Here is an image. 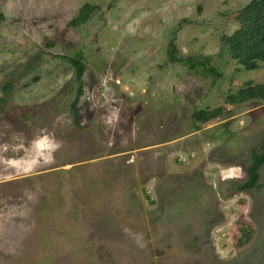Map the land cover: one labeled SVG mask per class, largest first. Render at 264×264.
<instances>
[{
  "label": "rangeland",
  "instance_id": "1",
  "mask_svg": "<svg viewBox=\"0 0 264 264\" xmlns=\"http://www.w3.org/2000/svg\"><path fill=\"white\" fill-rule=\"evenodd\" d=\"M249 1L0 0V264H264Z\"/></svg>",
  "mask_w": 264,
  "mask_h": 264
},
{
  "label": "trees",
  "instance_id": "2",
  "mask_svg": "<svg viewBox=\"0 0 264 264\" xmlns=\"http://www.w3.org/2000/svg\"><path fill=\"white\" fill-rule=\"evenodd\" d=\"M92 5L84 3L77 15L71 22L78 24L84 21ZM240 25L231 34L223 35V39L228 43L231 55L238 62L248 68L257 66L259 60H264V0H250L237 13ZM70 61L75 67L77 78H81L84 71L83 62L76 57H71ZM81 89H79V92ZM264 95V83L249 86L246 90H239L240 97H251ZM216 111L204 112L202 119L211 118ZM264 163V148L262 151H253L251 161L246 167L247 178L241 184V188H249L256 184L259 177V167ZM198 264V263H193Z\"/></svg>",
  "mask_w": 264,
  "mask_h": 264
},
{
  "label": "clouds",
  "instance_id": "3",
  "mask_svg": "<svg viewBox=\"0 0 264 264\" xmlns=\"http://www.w3.org/2000/svg\"><path fill=\"white\" fill-rule=\"evenodd\" d=\"M43 140H44L45 142H48V143L51 145V150H52V151H55L56 148L59 147V144H58V143H56L54 140H49L48 137H44Z\"/></svg>",
  "mask_w": 264,
  "mask_h": 264
}]
</instances>
